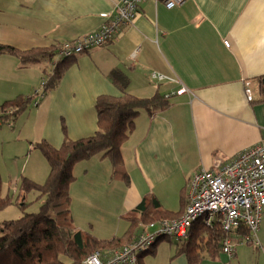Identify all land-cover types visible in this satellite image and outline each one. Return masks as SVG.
Returning a JSON list of instances; mask_svg holds the SVG:
<instances>
[{
	"label": "crops",
	"instance_id": "0c3cea01",
	"mask_svg": "<svg viewBox=\"0 0 264 264\" xmlns=\"http://www.w3.org/2000/svg\"><path fill=\"white\" fill-rule=\"evenodd\" d=\"M118 1L0 0V44L21 51L56 47L99 28L106 22L103 15L114 13ZM59 59L54 56L23 63L16 56L0 55V104L19 95L38 96L34 107L22 112L33 117L30 125H26L27 117L21 118L15 133L17 147H26L27 159L33 158L37 165L19 173L34 181L43 182L49 166L32 143L44 139L59 147L63 126L73 140L93 134L97 128L94 102L99 95L158 94L169 100V105L154 115L142 110L135 117L134 128L120 151L128 182L120 176L113 178L109 160L99 155L73 166L74 174L81 164L91 168H83L78 173L81 177L76 173L69 185L71 212L72 193L76 197L87 194V188L103 190L105 197L94 199L95 204L103 213L101 222L107 223L108 215L116 221V235L128 227L120 215L149 194L165 209L181 214L193 173L209 169L215 161L228 162L264 139V87L257 79L264 78V0H186L172 9L161 0H146L131 25L122 27L107 45L74 56L58 85L45 92L42 82ZM113 71L126 76L124 91L111 81ZM153 72L175 81L153 80ZM246 82L252 100L247 99ZM180 87L186 91L177 94ZM7 124L13 128V123ZM87 178L85 186L89 187L76 185ZM114 194L119 205L116 209L109 206V210L106 204ZM73 225L95 234L86 225ZM199 226L196 222L190 235ZM244 233V229L232 233V256L220 248L211 257L203 248L199 264H264V206L255 235L258 244L243 242ZM155 244L150 249L153 252L145 255L156 254ZM168 264L189 261L184 253L170 251Z\"/></svg>",
	"mask_w": 264,
	"mask_h": 264
},
{
	"label": "trees",
	"instance_id": "16d2710c",
	"mask_svg": "<svg viewBox=\"0 0 264 264\" xmlns=\"http://www.w3.org/2000/svg\"><path fill=\"white\" fill-rule=\"evenodd\" d=\"M58 46L21 51L0 44V55L16 56L23 63L37 62L46 57L51 60ZM73 58H61L54 63L43 85L45 92L58 85ZM110 79L124 91L128 82L125 75L113 71ZM257 79L261 85L263 76ZM31 100L32 97L19 95L4 101L0 104V122L16 120ZM168 105L169 100L158 94L151 97H138L126 92L121 96L102 94L94 102L97 128L93 134L73 140L66 136L63 126L64 138L59 147L51 146L44 139L32 143V148L38 150L47 161L49 171L43 182L22 176L16 190H11V193L3 192L0 177V211L10 205H16L23 211V215L17 219L0 222V264H83L94 251L116 250L133 241L140 222L148 223L181 215L165 209L149 194L137 206L120 215L128 222L123 234L98 238L90 231L76 229L70 213L69 185L75 179L73 166L99 155L111 163L113 178L120 176L128 182L120 151L134 128L135 117L142 110L154 115ZM10 107L15 109L11 113H4ZM28 192H35L34 200L40 202L35 212H25L30 203L20 199L23 193ZM223 237L224 232L219 223L206 227L200 222L197 230L176 246L175 255L184 253L189 264H199L202 249L207 248L213 257L221 248ZM148 252L153 251L138 253V264H143L141 259Z\"/></svg>",
	"mask_w": 264,
	"mask_h": 264
},
{
	"label": "built area",
	"instance_id": "2783aa9c",
	"mask_svg": "<svg viewBox=\"0 0 264 264\" xmlns=\"http://www.w3.org/2000/svg\"><path fill=\"white\" fill-rule=\"evenodd\" d=\"M145 1L119 0L114 13L110 16L103 15L106 22L99 28L58 44L57 57H74L107 45L119 35L122 27L133 23L140 5ZM161 1L166 8L172 9L186 0ZM224 42L228 45L227 41ZM151 78L158 82L175 81L173 77L157 72L151 73ZM185 91L184 87H180L176 93L182 94ZM245 93L247 99L252 100L248 82L245 83ZM14 109L7 108L4 113H11ZM263 206L264 139L239 152L228 162L215 161L209 169L193 173L187 203L181 215L148 223L140 222L133 241L116 250L94 251L86 257L83 264H138V253L150 250L163 235L174 236L178 241L187 240L191 227L196 222H201L206 227L219 223L224 232L221 251L232 256L235 248L232 233L235 231L246 230L242 241L258 244L255 235L261 222Z\"/></svg>",
	"mask_w": 264,
	"mask_h": 264
},
{
	"label": "rangeland",
	"instance_id": "374dc122",
	"mask_svg": "<svg viewBox=\"0 0 264 264\" xmlns=\"http://www.w3.org/2000/svg\"><path fill=\"white\" fill-rule=\"evenodd\" d=\"M54 56H57V55L55 54ZM37 97L32 99L31 102L29 103L30 108L34 107L36 103L35 99H37ZM26 117L28 120V123L26 125H30V121H32L33 117L31 115L28 116L27 114H25V112L23 116L20 115L18 121H16L15 124H14L13 119H8L3 123L0 122V177H1V186H2V190L4 193H11V190L13 189H14L13 191L16 190V187H17L16 185L18 181L21 179V177L23 176V175L21 176V174L19 173L21 172L20 170L24 168L29 169L30 167H32V164L34 168L37 167V165H35V161L33 160V158L29 157L27 159L26 147L18 148L17 146L19 144L16 143V139H15V133L17 132V129H18V123L21 118L23 120ZM7 123H13V128H10ZM14 147L18 148L17 149L18 151ZM109 165H110V172L112 174V165L111 163ZM81 166L82 167L78 169L75 172V174L76 173L78 174L85 167L86 169L91 168L90 164H86V165L81 164ZM97 169L100 170L99 167H97ZM75 174L74 176H76ZM78 176L81 177V173L78 174ZM92 177L94 178L92 182L94 181V184H96L95 182L96 177L94 176ZM15 180H17V182ZM86 181L88 182V178L87 180L82 179V180L77 181L76 185L78 187L87 188L89 186H85ZM8 183H10L11 185H15V187L13 186L12 187L13 189H12L10 186H8ZM88 185H92V183H89ZM86 191H88L87 194H84V193L78 194L76 197L74 193H72V206H71L72 212L71 210L70 212L72 213L73 218H74L73 223L78 226L86 225L85 227H87V229L90 228L91 230L92 229L94 230L95 234L90 231L92 234H94L95 236H100V238H110L116 235L117 230H118L116 221H113L111 219V216L108 215V219H109L108 222L105 224L101 222L103 213L99 212L100 210L98 209V205L95 204L94 199H96L99 196L100 197L104 196V192L102 194L103 190L100 191L94 188H89V189L87 188ZM95 193H96V196L94 197ZM35 196H36L35 192L23 193V196L20 198L21 201L25 200L28 203H30L26 207L25 212H35L38 210L40 202L34 200ZM116 196L117 194H114V197L112 198L111 202L108 199V205L106 204V206L109 210H111V207L112 209L114 208L116 209V207L119 205L118 198ZM77 197L79 198L80 203H76L77 202L76 200H78ZM104 197L102 199V203H104ZM70 200H71V197H70ZM22 215H23V211L18 206L10 205L0 211V222L4 220H9V219H17L21 217ZM85 231H88V230L85 229ZM118 232H122V231L120 230ZM177 243H180V242L174 236H164V235L161 236L155 244V248L157 251L156 254L145 255L144 261H143L144 264H168L170 251L171 252L175 251Z\"/></svg>",
	"mask_w": 264,
	"mask_h": 264
},
{
	"label": "water",
	"instance_id": "95a60500",
	"mask_svg": "<svg viewBox=\"0 0 264 264\" xmlns=\"http://www.w3.org/2000/svg\"><path fill=\"white\" fill-rule=\"evenodd\" d=\"M262 84H263V87H264V78H263V80H262Z\"/></svg>",
	"mask_w": 264,
	"mask_h": 264
}]
</instances>
